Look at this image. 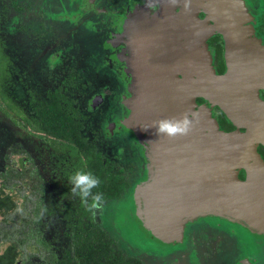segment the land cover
Here are the masks:
<instances>
[{
	"label": "rangeland",
	"instance_id": "obj_1",
	"mask_svg": "<svg viewBox=\"0 0 264 264\" xmlns=\"http://www.w3.org/2000/svg\"><path fill=\"white\" fill-rule=\"evenodd\" d=\"M142 3L0 0V188L23 210L15 215L14 227L20 231L22 220L31 218L36 201L61 207L82 203L71 193L69 183L70 176L78 171L77 157L46 138L34 112L47 103L50 93L61 88L68 103L86 117L82 137L129 181L123 195L106 201L103 211L91 213L92 220L126 256L147 263L149 258L164 260L163 252L170 247L141 230L135 195L148 168L151 170L150 163L124 124L117 123L126 118L131 106L125 104L131 94L124 78V61L118 60H122L120 51L130 57L128 35L122 33L126 32L128 17ZM128 75L135 86L132 68ZM205 217L236 225L220 216L201 218ZM195 220L185 223L187 237L196 226ZM43 222L41 226L31 225L30 239L19 249L18 264H53V258H63L69 242L65 221L54 215ZM88 225L85 221L84 226ZM4 242L0 238V252L6 247ZM187 244L188 240L185 251L190 253ZM180 257L181 253H175L171 264Z\"/></svg>",
	"mask_w": 264,
	"mask_h": 264
},
{
	"label": "water",
	"instance_id": "obj_2",
	"mask_svg": "<svg viewBox=\"0 0 264 264\" xmlns=\"http://www.w3.org/2000/svg\"><path fill=\"white\" fill-rule=\"evenodd\" d=\"M157 1L143 0L128 17L122 34L128 35L130 57L122 56L120 51L122 60L118 59L124 61V78L131 94L125 104L131 106L126 118L117 123L124 124L140 145L151 168L135 195L141 230L171 249L182 245L186 222L220 216L264 239V161L257 151L259 144L264 146V101L256 95L255 88L260 83L251 66L253 62L232 43L226 28L230 15L222 13L218 0H190L185 18L201 26L203 34L197 31L198 36L190 33L187 24L184 31L181 22H174L166 14L159 17L160 12L154 20H146V27L135 30L132 20L140 19L144 10L153 17ZM149 3L152 7L147 6ZM193 4L200 10L190 9ZM199 12L211 14V20L207 16L200 19ZM214 33L222 34L227 43L228 69L222 75L215 72L206 44ZM157 35H161L159 41L153 40ZM136 37L142 40L137 48L133 43ZM172 38L182 47L180 57ZM151 49H157L156 53L149 54ZM239 54L242 57L237 60ZM243 65L246 68H240ZM129 68L134 71L135 86L128 75ZM178 94L187 99L191 111H206L210 131H204L197 143L190 135L159 137L151 128L154 121L169 117L159 109L160 98ZM197 98L207 105H198ZM214 107L225 114L235 130L224 132L218 128L211 116ZM241 170L243 180L238 177ZM226 174L230 184L223 179Z\"/></svg>",
	"mask_w": 264,
	"mask_h": 264
},
{
	"label": "trees",
	"instance_id": "obj_3",
	"mask_svg": "<svg viewBox=\"0 0 264 264\" xmlns=\"http://www.w3.org/2000/svg\"><path fill=\"white\" fill-rule=\"evenodd\" d=\"M198 102L201 103L202 99ZM34 112L47 139L67 148L77 157V170L92 172L100 178L101 185L94 191L102 192L105 202L119 198L126 192L129 181L122 172L114 170L113 163L97 151L93 143L82 137L85 118L67 103L60 90L50 94L48 103L37 107ZM240 178H243L242 174ZM36 202L29 213L31 218L22 220L23 227L20 231L14 227L18 205L0 188V238L9 242L0 253V264H14L18 248L30 239L31 225H44L43 219L54 215L65 221V235L69 242L63 258H53V264H144L139 258L126 256L113 238L106 232L99 231L97 224L92 220V212H89L83 203L61 207L60 204L46 206L40 201ZM85 221L89 222L88 227L84 226Z\"/></svg>",
	"mask_w": 264,
	"mask_h": 264
},
{
	"label": "flooded vegetation",
	"instance_id": "obj_4",
	"mask_svg": "<svg viewBox=\"0 0 264 264\" xmlns=\"http://www.w3.org/2000/svg\"><path fill=\"white\" fill-rule=\"evenodd\" d=\"M238 4H240V11L241 12L244 11L249 16L248 23H249V28L251 27V33L249 34V37L247 39L255 40L256 42L264 45V0H239ZM156 6L158 9V3H156ZM177 10L178 9H176L175 12H177ZM143 12H147V10H144ZM198 17L200 19H204L206 17V14H204L203 12H199ZM211 24L214 23L211 21ZM239 39L243 40L242 38ZM206 44L209 49V53L211 55L215 72L219 75L224 74L228 69L229 61L225 57L227 43L223 35L220 33L212 34L207 39ZM238 44L242 46V43L239 41ZM239 45L237 46L234 45V46L238 50L240 49V51L242 52V48H239ZM110 55L111 53H109L108 58H110ZM241 57H242L241 54H239L237 55L236 58L237 60H240ZM234 60L235 59H233V61ZM240 68H246V67L243 65L240 66ZM110 72L111 74H113V70ZM106 81L110 82L109 80ZM255 89L258 98L261 101H264V86L260 85ZM56 90H60L62 95L66 98L61 88H56L54 91ZM49 96H48V101H49ZM199 99L201 98L196 99V103L198 105H201L203 103L206 104L203 100L201 103H199L198 102ZM68 101L69 100H67V103ZM211 116L213 119H215L218 128L221 131L230 132L236 129V127L226 118L225 114L220 109L214 107L211 110ZM84 118L86 119L85 116ZM241 130L243 131V129ZM257 151L264 161V146L259 144L257 146ZM241 174L243 175V178H240ZM238 177L243 180L244 171L242 170L239 171ZM214 219L215 218L212 217H205V218H198L197 220H195L193 223H195L196 226L188 237L186 232L187 229L185 228L182 246L178 248H174V250H171L169 248L168 250L164 251L163 252L164 257L161 258V260L163 258L164 260L154 261L152 258H149L148 259L149 261L145 263L140 258L139 259L144 264H171L172 257H174L175 253L179 252L181 253V257L179 258L176 264H193L192 259L196 260L197 264H264V239L255 237L254 235L247 232L246 229H244L242 226L238 224L234 225V224H229L227 222L226 223L219 221L215 222ZM204 230H206V232L204 233L206 234V236L203 234ZM200 236L202 238L203 236L204 238L207 237L208 240L200 241L199 240L201 239ZM187 240H188L187 245L189 247L190 253H186L185 251L186 250L185 245L187 243ZM5 243L7 247L9 245V242L8 243L5 242ZM20 248L21 247L18 248V254L15 258L14 264H18V256H19ZM3 250H1V252H3ZM194 251L195 254L193 255ZM211 252L213 253L211 254ZM165 257L168 258L166 259Z\"/></svg>",
	"mask_w": 264,
	"mask_h": 264
},
{
	"label": "bare ground",
	"instance_id": "obj_5",
	"mask_svg": "<svg viewBox=\"0 0 264 264\" xmlns=\"http://www.w3.org/2000/svg\"><path fill=\"white\" fill-rule=\"evenodd\" d=\"M193 1V0H192ZM177 4L171 3V0H160L157 1L158 3V9L156 13L153 15H149L147 12H143L141 14L140 19H133L131 22L132 27L135 28V30L139 28L146 27V20L149 21L150 18H156L159 14V17L166 14L165 17H170L173 19V21H178L182 23V26L184 27V31L186 30V24L189 28L190 33H194L198 36L197 31L200 30L199 24L194 22H191L190 18H185V2L186 0H176ZM239 0H218V3L220 4V8L222 10V13L226 12L230 15V20L227 22V29L230 33L232 43L237 46L238 41L242 43V46L239 45V48H242V56L249 59L253 63L251 64L254 73L256 74L258 81L261 86H264V45L261 43L256 42L255 40H249L247 39L249 37V34L251 33V27L249 28V16L244 11H240V4H238ZM192 3L190 2V5ZM194 8L195 12L200 10L201 7H197L196 5L190 6V9ZM175 9H178L177 12H174ZM181 12L179 13V11ZM224 11V12H223ZM225 14V13H224ZM208 20H211V14L206 15ZM214 19V16H212ZM153 19V20H154ZM139 27V28H138ZM191 28L193 31H191ZM198 28V30H197ZM134 30L133 36L136 33ZM202 31H199L200 34H203ZM161 35L159 36V38ZM158 35L153 38L155 41H159ZM239 38H242L243 40H240ZM141 39L136 37L133 39L134 47H138V44L141 43ZM174 49H176V52L178 53L177 56L180 57L182 53V47L179 44H174L177 39H171ZM142 44V43H141ZM157 49L150 50L149 54H155ZM158 51H161L158 49ZM240 51V49H239ZM167 84H170L166 82ZM160 111L165 114V116H169V114L174 115L175 117H179L182 113L185 111H191L188 105L187 99L181 96V94L170 95V97H161L160 100ZM154 111L156 109V106L152 104ZM153 110V109H152ZM204 108L199 109L196 113L199 115V123L196 124V126L193 128L192 132L189 134L192 137L193 143H197L199 136H204V131H210L209 123L206 117V111ZM213 146H215L214 143H212ZM223 161V159H221ZM224 162V161H223ZM227 164V163H226ZM223 179L226 184H230V180L228 179V174L226 176H223Z\"/></svg>",
	"mask_w": 264,
	"mask_h": 264
},
{
	"label": "clouds",
	"instance_id": "obj_6",
	"mask_svg": "<svg viewBox=\"0 0 264 264\" xmlns=\"http://www.w3.org/2000/svg\"><path fill=\"white\" fill-rule=\"evenodd\" d=\"M171 3L175 4L176 0H171ZM189 5L190 0H186V10ZM147 6L152 7L151 3ZM198 123V113L185 111L179 117L172 116L154 121L151 128L155 129V133L159 137L164 136L168 139H176L188 136ZM69 183L72 186L70 191L73 196L79 198L89 212L103 211L105 197L102 192L94 191L101 185L99 177L92 172L76 171L70 176ZM22 211V209H18V212L22 213Z\"/></svg>",
	"mask_w": 264,
	"mask_h": 264
}]
</instances>
